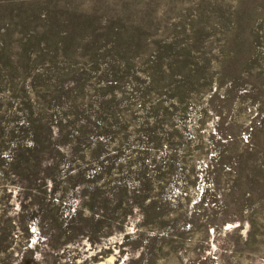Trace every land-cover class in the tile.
Returning <instances> with one entry per match:
<instances>
[{
	"label": "rangeland",
	"instance_id": "rangeland-1",
	"mask_svg": "<svg viewBox=\"0 0 264 264\" xmlns=\"http://www.w3.org/2000/svg\"><path fill=\"white\" fill-rule=\"evenodd\" d=\"M0 264H264V0H0Z\"/></svg>",
	"mask_w": 264,
	"mask_h": 264
}]
</instances>
